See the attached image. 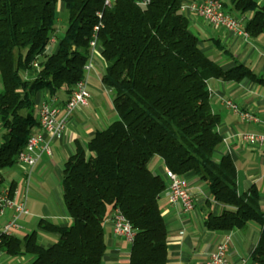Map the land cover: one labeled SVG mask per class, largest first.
Instances as JSON below:
<instances>
[{
    "label": "trees",
    "instance_id": "trees-1",
    "mask_svg": "<svg viewBox=\"0 0 264 264\" xmlns=\"http://www.w3.org/2000/svg\"><path fill=\"white\" fill-rule=\"evenodd\" d=\"M58 2L67 11L59 38ZM181 4L114 0L107 7L104 0H0V187L2 170L16 163L38 126L37 92L56 99L60 92L69 95L84 77L89 40L99 21L102 83L110 89L116 113L84 146L77 143L64 163L61 196L70 223H37L56 233L57 240L42 246L35 230L22 238L1 235L0 249L6 254H29L31 264H102L107 247L103 222L119 207L134 230L128 264H167V227L158 205L166 184L148 165L158 156L176 174L198 176L211 199L224 206L219 214L206 216L207 229L242 230L249 222L260 226L250 259L264 264L259 191L253 185L239 195L231 157L215 156L222 143L220 118L211 109L207 85L212 78H246L264 86V76L238 61L225 69L207 55ZM230 4L227 10L233 14L251 13L245 21L249 36H264V0ZM52 34L55 50L43 51Z\"/></svg>",
    "mask_w": 264,
    "mask_h": 264
},
{
    "label": "crops",
    "instance_id": "crops-1",
    "mask_svg": "<svg viewBox=\"0 0 264 264\" xmlns=\"http://www.w3.org/2000/svg\"><path fill=\"white\" fill-rule=\"evenodd\" d=\"M181 1L188 3L192 0ZM221 1L227 9H231L230 0ZM242 16L247 20L251 13ZM188 20L190 30L199 38L201 49L223 68H230L238 61L257 75L264 76L263 35L236 37L224 28L210 27L199 16H188ZM217 45L221 48H217ZM100 52L101 49H98L99 58ZM104 74L105 65L94 61V67L86 75L90 93L88 105L76 108L69 117H64L63 112L58 114L59 119L65 118V128L60 137H54L48 132L42 133V140L48 144L50 154L42 152L33 167L28 168L16 161L13 166L2 170L4 184L11 191L16 190L17 196L25 191L30 194L26 200L29 215L23 220L24 227L14 231L13 236L22 238L35 230L37 241L42 246H49L58 235L39 229L38 221L43 219L60 225L70 223L61 196L64 163L74 154L77 143L84 146L96 130L106 128L116 119L110 89L102 83ZM207 85L211 109L220 118L217 131L222 136V143L216 149L215 156L231 157L235 166L237 193L242 195L251 186H256L260 206L264 210V146L248 144L239 137L244 131L264 133V86L246 78L240 82L212 78ZM47 97L45 91L37 92L35 105ZM56 97V102L63 103L67 95L63 92ZM225 99L253 113L259 121L249 123L240 119L225 105ZM148 165L164 179L165 165L161 158L153 156ZM185 178L195 201L191 211L184 212L179 205H171L166 190L161 192L158 199L167 227V264H205L215 244L225 236L229 238L228 264H252L250 253L257 242L260 226L249 222L242 230L207 229L204 224L206 216L210 213L219 214L224 206L211 199L207 185L198 176L189 175ZM9 216L10 211L0 216V225ZM103 229L107 247L102 264H128L131 243L113 235L108 219L103 222ZM31 260L29 254L8 255L0 249L1 264H31Z\"/></svg>",
    "mask_w": 264,
    "mask_h": 264
},
{
    "label": "built area",
    "instance_id": "built-area-1",
    "mask_svg": "<svg viewBox=\"0 0 264 264\" xmlns=\"http://www.w3.org/2000/svg\"><path fill=\"white\" fill-rule=\"evenodd\" d=\"M148 1L138 0V5L144 6ZM113 2L114 0H104V5L109 7ZM181 8L187 17L191 15L199 16L212 28H224L236 37L249 36L245 30V17L229 12L221 0H192L188 3L182 2ZM96 15L101 18L100 11H97ZM100 26L101 22L99 21L93 27L91 39L89 40V55L84 65V77L75 83L63 103L56 102V98L42 99L37 103L38 126L30 134L24 147L17 153L16 161L19 164L28 168L33 167L42 152L50 154L48 144L42 140V133L48 132L54 137L62 135L65 128V118H58L60 112L64 113V117H69L76 108L88 105L90 93L87 87L86 75L94 67L93 53L95 49H101L97 38V30ZM56 41L57 37L52 34L43 51H47ZM32 64L36 67L37 61L34 60ZM223 101L240 119L249 123L259 121L253 113L241 109L232 100L225 99ZM239 137L241 141L248 144L264 146V133L244 131L239 134ZM163 177L168 202L174 206L179 205L184 212L191 211L195 206V201L190 193L187 180L166 167ZM28 197H30V194L27 191L17 196L16 190L11 191L7 184H2L0 187V216H3L6 211H10V216L0 225V238L1 235H12L14 231L24 227L23 220L29 215L26 202ZM106 219L111 223L114 236L121 237L129 243L132 242L134 230L121 208H113ZM228 250L229 238L225 236L215 244L205 264H228Z\"/></svg>",
    "mask_w": 264,
    "mask_h": 264
},
{
    "label": "rangeland",
    "instance_id": "rangeland-1",
    "mask_svg": "<svg viewBox=\"0 0 264 264\" xmlns=\"http://www.w3.org/2000/svg\"><path fill=\"white\" fill-rule=\"evenodd\" d=\"M56 13H57V17H56L55 27L57 30L56 29L55 30L57 33V37L59 38L62 35L63 29L65 28L66 22H67V11L64 8L63 4L60 2H58L56 5ZM55 48H56V45H52L51 47L48 48V52H50V53L53 52L55 50ZM97 51H98V49H95L94 52H96V53H94L93 60L98 61L99 64L101 63L102 65H105V62L102 59V57H100V58L97 57ZM95 56L97 58H95ZM60 93H63V92H60ZM2 133H3V130L0 127V140H1Z\"/></svg>",
    "mask_w": 264,
    "mask_h": 264
}]
</instances>
